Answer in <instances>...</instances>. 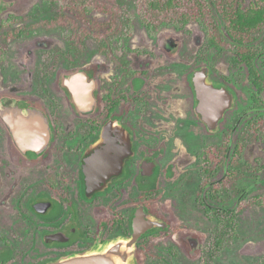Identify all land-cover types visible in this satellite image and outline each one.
<instances>
[{
	"label": "flooded vegetation",
	"instance_id": "1",
	"mask_svg": "<svg viewBox=\"0 0 264 264\" xmlns=\"http://www.w3.org/2000/svg\"><path fill=\"white\" fill-rule=\"evenodd\" d=\"M17 3L0 13V101H10L16 109L42 112L49 136L40 146H36L37 138L24 137L22 142L33 141L35 148L18 145L13 130L0 117V264H50L62 257L83 254L114 237L128 236L139 206L165 223V227L147 230L136 242L137 264H149L144 250L155 237L153 233L173 228L170 218L153 210L152 193L159 190L160 177L181 176L186 163L196 166L194 202L200 207H216L210 197L217 183L229 175L234 128L247 123L251 110L258 108L254 106L255 89L250 98L247 89L239 98L233 79L221 77L207 66L212 84L224 86L232 95L231 106L218 126L208 130L195 109L197 100L191 80L193 72L202 66L186 71L183 41L177 40L175 45L168 41L167 47L159 42L157 45L151 31L146 39L129 41L121 38L125 34L120 29L107 34L115 27L101 24L95 26L98 33L93 35L98 38L90 50L88 25L69 19L65 44L57 48L39 39L43 18L42 9L36 6L46 2ZM21 3L24 7H19ZM71 7L72 3L70 15ZM253 44L264 48L263 40ZM78 70L93 83L94 107L86 113L78 109L70 86L63 82L65 74ZM258 90V117H262L264 90ZM234 108L233 125L229 135L224 136L227 151L221 168H217V155L212 151L215 145L201 149L199 144L197 152L188 154L186 126L195 130L202 127L203 133L210 136L222 128ZM108 124L119 125L127 133L129 153L116 174L88 193L84 158ZM163 160L167 162L162 164ZM225 185L230 186V180ZM195 234L183 235L186 250L181 242L174 241V246L164 252L166 261L159 259L156 264L196 260L203 249L192 251L191 244L196 243L193 238H198L200 244Z\"/></svg>",
	"mask_w": 264,
	"mask_h": 264
},
{
	"label": "rangeland",
	"instance_id": "2",
	"mask_svg": "<svg viewBox=\"0 0 264 264\" xmlns=\"http://www.w3.org/2000/svg\"><path fill=\"white\" fill-rule=\"evenodd\" d=\"M17 1L23 2L25 0H4L6 7L3 10L6 8L16 7L18 4ZM33 1L46 2L44 4L40 3L36 6L42 9L40 17L41 19L43 18V20H41L39 34L41 42L47 41L52 44V46L56 45L57 48L63 47L67 34L66 26L71 20L72 23H82L88 25L90 35L87 46L90 50L94 48V41L98 37L93 34L98 33V30L95 26L91 25L92 27H90V25L86 23L85 16L78 15L74 0H65L66 10L63 12L66 16L65 23L59 25L56 24V21L54 20L51 24L50 21L47 20L48 15L55 14L57 11V8L53 7L54 5L52 6L48 3L50 0ZM247 1L249 0H246V2ZM59 3L62 4L63 1H60ZM71 3L72 15L68 13ZM29 6L32 7L34 5L31 4ZM121 6V19L123 18V23L110 25L115 28L108 29V31H106L107 34L113 32L115 33L120 29L121 33L125 34V36L121 37L122 39L137 41L148 38L147 32L150 34L151 31L153 35L152 38L156 41V44L158 45L157 42H159V45L164 47H167L166 42L168 41L174 43V45L177 40L183 41L186 71L199 68L200 66H208L210 69H214L217 75H222L221 77H228L230 80L232 78L233 81H231L234 82L236 87L239 89V92L237 91L239 98L243 97V94L245 93V88H243V86L245 84L243 83L241 73L230 68V66L224 62L223 56H219L215 49H201L204 41L200 28L196 24H185L183 22L184 19L180 16L178 20L172 18L173 20L170 23H161L156 25L148 22L151 27L150 29H146L144 26L145 24L141 22L140 17L138 16V8L136 7L137 0H122ZM19 7H24V5L21 3ZM2 11H0V13ZM96 16L101 21L105 20L107 17L102 14H97ZM118 25H127L128 27H118L117 29L116 26ZM259 38L262 37L259 36ZM229 47L232 48L230 44ZM177 49H179L178 54H180L182 49H180L179 46ZM228 51L229 55L232 56V51ZM235 109L236 108H234V110L227 115V120L225 124H223L222 128L220 130L216 129L210 136L203 133L202 127H196L195 130L194 127L186 126L185 131L188 135L185 136V146L188 150V154L191 155L192 153H195V151L197 152V145L199 144L202 145V149L203 146L208 147L209 145H219L225 141L224 136L229 135V129L233 125ZM184 115L187 119L189 116L187 109H185ZM238 127L239 126L235 127L232 132L233 142L238 133ZM194 132H196L197 136L193 134ZM259 141V145L262 147L264 152V136L261 137ZM250 157L253 159L254 154L251 153ZM185 161L187 162L189 160L185 159ZM257 161L264 163V153L262 158H258ZM161 162L164 164L167 160H163ZM186 165L184 166V169H182V173L178 172L181 176L174 174L166 177L164 175L161 176L159 180L161 183L159 190H155L152 193L153 210L163 217L170 218L172 222L171 226H173V228H167L162 232L156 230L153 233L155 237L150 239L152 240L150 245L144 250L147 262L149 264H156L159 259L166 261L167 258H165L166 255L164 253L166 248L173 247L175 244L174 241L182 243L183 235L187 232H192L199 236V247H202L203 250L202 254H200L196 260L190 262L188 261L189 263L185 261L186 264H264V205H257L249 202L251 197L250 194H247V190L241 191L239 194L237 193L234 201H232V204L235 202L236 205L238 203L240 206L236 215V230L232 236L225 237L219 245L213 247V232L217 226V220L214 218H208L204 214L201 207L194 202L195 192L198 185V178L195 173L196 166ZM257 165L258 168L261 166V164ZM250 171L256 175L257 178H250L249 183L246 182L243 184L244 187L249 189V187L253 185L254 188H256V186L264 184V168L260 167V169L256 170L250 167L247 173ZM220 172L221 170L219 173ZM228 186H225V189L224 187L220 188L222 191L226 190L225 194L220 193L222 196L227 195V193L231 195L232 185ZM237 187L240 188L241 184ZM181 197L183 200H181ZM230 203L231 202H227L226 204L228 205ZM183 244L184 243H182L181 246L186 250L187 246Z\"/></svg>",
	"mask_w": 264,
	"mask_h": 264
},
{
	"label": "trees",
	"instance_id": "3",
	"mask_svg": "<svg viewBox=\"0 0 264 264\" xmlns=\"http://www.w3.org/2000/svg\"><path fill=\"white\" fill-rule=\"evenodd\" d=\"M60 1L63 3H59ZM74 1L78 15L85 16L86 23L90 26L123 23L122 0ZM48 3L54 5L57 11L55 14L48 15L47 20L52 19L58 25L65 23L66 16L63 14L66 10L65 0H50ZM136 7L138 16L144 24L170 23L172 18L178 20L180 16L185 24H196L200 28L204 41L201 49H215L219 56H223L224 62L230 68L241 73L245 84L243 88L247 89L249 98L251 90L255 89L254 106L258 107L255 110L259 111L252 109L246 118L247 123L240 124L237 128L238 133L232 148L231 167L228 165L229 175L226 176L227 179H222L221 184L217 183L216 191L212 192L210 197V201L215 202L216 207H201L208 218L217 220L213 244L219 245L225 237L232 236L236 230V215L240 206L235 202L232 204V201L237 193L246 188L243 186L244 183H249L250 178H257L251 171L248 173L247 171L250 167L256 170L260 167L264 168V163L257 161L264 153L259 145L260 138L264 136V112L262 117H258L261 109L256 99L257 90H264V48L260 49L253 44L259 40H263L264 44V0L247 2L246 0H137ZM97 14L107 17L101 21L97 18ZM229 42L232 43V48L229 47ZM244 45L247 47L243 48ZM228 50L232 51V56L229 55ZM212 151L218 156L216 165L220 169L223 163L222 158H225L227 151V142L223 141L215 145ZM251 153L254 154L253 159L250 157ZM257 164L261 166L258 168ZM219 174L217 176H220ZM226 180H231L232 193L222 196L221 194H225L226 190L222 191L220 188L225 189ZM240 184L241 187H237ZM249 189L247 192L251 197L249 202L264 205V191H262L264 184L256 188L252 185ZM227 202L231 203L227 205Z\"/></svg>",
	"mask_w": 264,
	"mask_h": 264
},
{
	"label": "water",
	"instance_id": "4",
	"mask_svg": "<svg viewBox=\"0 0 264 264\" xmlns=\"http://www.w3.org/2000/svg\"><path fill=\"white\" fill-rule=\"evenodd\" d=\"M6 7L0 0V11ZM192 85L197 100L196 111L208 130H214L226 109L230 108L232 95L224 87L212 84L207 67L196 69L192 74ZM63 82L69 85L74 101L82 113L93 109V83L89 81L82 70L73 74H65ZM0 117L13 130L18 145L35 148L45 143L49 136L47 119L42 112L20 110L11 105L10 101H0ZM21 129H29L22 132ZM23 130V131H24ZM24 137L37 138L35 142H22ZM129 138L119 125L108 124L98 142L85 155V175L88 193L99 189L122 165L123 158L129 153ZM154 166H151V172ZM165 227V223L154 215H148L139 206L133 218V231L128 236H117L105 242L96 244L83 254L62 257L50 264H137L135 247L138 238L147 230L155 227ZM191 237V236H188ZM192 238V237H191ZM191 244L192 251L199 247L198 238Z\"/></svg>",
	"mask_w": 264,
	"mask_h": 264
}]
</instances>
